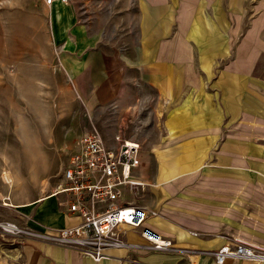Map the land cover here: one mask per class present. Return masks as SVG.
Returning <instances> with one entry per match:
<instances>
[{
  "label": "crops",
  "instance_id": "obj_1",
  "mask_svg": "<svg viewBox=\"0 0 264 264\" xmlns=\"http://www.w3.org/2000/svg\"><path fill=\"white\" fill-rule=\"evenodd\" d=\"M57 0L46 6L57 67L91 109L110 147L140 144L138 193L146 226L174 244L153 251L122 226L131 248L95 262L53 239L82 224L60 207L31 208L22 264H217L212 253L264 248V3L259 0ZM95 209L94 204H89ZM225 264H255L227 261Z\"/></svg>",
  "mask_w": 264,
  "mask_h": 264
},
{
  "label": "rangeland",
  "instance_id": "obj_2",
  "mask_svg": "<svg viewBox=\"0 0 264 264\" xmlns=\"http://www.w3.org/2000/svg\"><path fill=\"white\" fill-rule=\"evenodd\" d=\"M51 24L43 0H0V264H22L21 244L34 234L36 205L13 206L54 192L98 125L57 67Z\"/></svg>",
  "mask_w": 264,
  "mask_h": 264
},
{
  "label": "built area",
  "instance_id": "obj_3",
  "mask_svg": "<svg viewBox=\"0 0 264 264\" xmlns=\"http://www.w3.org/2000/svg\"><path fill=\"white\" fill-rule=\"evenodd\" d=\"M56 1L43 0L47 6ZM116 140L119 146L110 147L98 132L90 131L72 151L54 195L67 194V198L60 200V207L70 214H79L83 222L59 230L53 239L100 262L107 257L108 250L132 247L119 232L125 226L140 231L155 252L174 250L171 240L146 226L148 214L143 206L119 203L123 189L138 193L146 182L135 175L140 166V144ZM90 203L96 206L94 210ZM212 255L217 264L227 261L264 264V248L244 243L224 245Z\"/></svg>",
  "mask_w": 264,
  "mask_h": 264
},
{
  "label": "bare ground",
  "instance_id": "obj_4",
  "mask_svg": "<svg viewBox=\"0 0 264 264\" xmlns=\"http://www.w3.org/2000/svg\"><path fill=\"white\" fill-rule=\"evenodd\" d=\"M13 206V205H12ZM8 229V231H11V232H20V230H18L17 228H15L14 226H7L6 227ZM22 232V231H21Z\"/></svg>",
  "mask_w": 264,
  "mask_h": 264
}]
</instances>
